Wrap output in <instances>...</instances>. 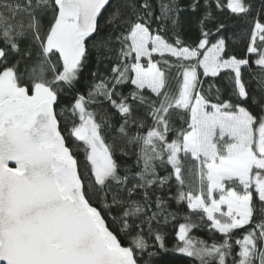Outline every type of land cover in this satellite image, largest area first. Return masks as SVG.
<instances>
[{
    "label": "snow or ice",
    "instance_id": "6c2138e0",
    "mask_svg": "<svg viewBox=\"0 0 264 264\" xmlns=\"http://www.w3.org/2000/svg\"><path fill=\"white\" fill-rule=\"evenodd\" d=\"M170 226L264 264V0H0V264H153Z\"/></svg>",
    "mask_w": 264,
    "mask_h": 264
},
{
    "label": "trees",
    "instance_id": "16d2710c",
    "mask_svg": "<svg viewBox=\"0 0 264 264\" xmlns=\"http://www.w3.org/2000/svg\"><path fill=\"white\" fill-rule=\"evenodd\" d=\"M187 2L188 0H185V3ZM181 15L185 21L190 18V13L186 12V13H182ZM225 23L228 29L227 32L224 33V35L226 36H231L233 32L242 31V28L240 27V22L234 17L226 19ZM198 31L199 29L195 24H189V23L183 24V36L184 39L188 41L194 40L198 35ZM230 48H233L237 54L243 55L242 42H233L230 40ZM252 59L254 60L255 57L253 56ZM249 71L252 73L253 76L256 77H259L261 75L260 70L257 67L253 66L252 68L244 71L245 80H251V77L248 75ZM256 87H257L256 82L254 80H251L250 89H254ZM125 91H127V89H125ZM253 95H258V93L253 92ZM192 235L194 237H199L204 240H207L208 242H211L212 240L219 241L222 239L221 235L210 233L207 229L194 230L192 232ZM240 235L241 233L239 231L235 233V236L237 237ZM175 242H176L175 233L170 226L168 229V238L166 241L169 250L166 252L158 251L157 258L153 261V264H197V262H195L194 260L182 254L172 251V247L175 244ZM152 250L157 251L156 249H152Z\"/></svg>",
    "mask_w": 264,
    "mask_h": 264
}]
</instances>
